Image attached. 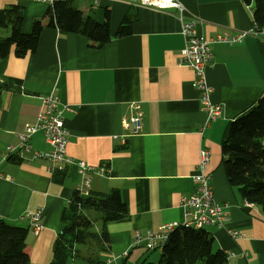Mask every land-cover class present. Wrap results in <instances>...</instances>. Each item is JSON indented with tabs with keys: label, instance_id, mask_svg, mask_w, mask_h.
<instances>
[{
	"label": "crops",
	"instance_id": "0c3cea01",
	"mask_svg": "<svg viewBox=\"0 0 264 264\" xmlns=\"http://www.w3.org/2000/svg\"><path fill=\"white\" fill-rule=\"evenodd\" d=\"M179 1L186 14L200 20L197 33L208 39L249 33L241 42L215 41L211 46L212 66L205 75L213 89L210 100L221 104L222 112L209 122L192 85L193 70L177 63L184 39L173 11L133 6L127 0H74L84 15L97 19L109 9L112 36L92 47L83 35L49 27L46 4L0 0V9L23 8L22 32H29L35 20L41 25L33 53L19 57L10 52L0 60V82L9 85L0 93V221L28 229L29 264L51 261L53 242L63 228L62 211L84 177L89 191L116 188L127 215L106 225L108 242L100 241V222L95 256L83 254L76 244L79 257L66 264H126L129 259L138 264L139 253L148 250L142 244L131 247L136 231L145 234L166 222L183 221L180 198L193 191L202 147L210 151L207 170L213 176L214 199L229 212L224 227L205 228L213 248L227 253L228 264H264V213L228 183L221 153L228 124L264 94V33L251 32L253 5L242 0ZM126 14L132 18L130 33L117 37ZM50 92L63 106L66 154L89 164L93 169L87 174L74 164L51 174L46 160L5 158L6 147L18 143L24 125L40 111L41 97ZM133 102L141 112L137 134L123 122L133 113ZM30 144L32 150L49 149L41 133ZM36 210L41 229L34 233L28 213ZM88 215L97 227L99 215ZM229 229L240 236L234 240Z\"/></svg>",
	"mask_w": 264,
	"mask_h": 264
},
{
	"label": "trees",
	"instance_id": "16d2710c",
	"mask_svg": "<svg viewBox=\"0 0 264 264\" xmlns=\"http://www.w3.org/2000/svg\"><path fill=\"white\" fill-rule=\"evenodd\" d=\"M253 5L254 29L258 35L264 33V0H242ZM23 8L0 9V60L13 52L23 57L33 53L38 44L41 25L35 20L30 31L24 33L21 26ZM47 25L63 32L77 33L89 39L92 47H101L111 38L110 12L105 8L102 18L84 15L74 0L57 1L45 12ZM132 18L124 15L115 36L130 33ZM9 85L0 82V93ZM222 164L228 183L237 189L247 202L258 206L264 213V94L257 101L231 121L221 142ZM99 215L100 241L108 242L106 225L126 218L127 210L119 191L107 193L90 191L72 193L61 214L63 228L52 245V259L49 264H66L79 257L76 244L89 241L87 230L92 226L89 212ZM28 229L0 221V264H29L25 251ZM97 243V242H96ZM93 263L92 258H85ZM95 263H100L99 261ZM138 264H155L142 260ZM157 264H228V255L220 248H213L212 235L205 228L180 225L168 234L167 241L160 248Z\"/></svg>",
	"mask_w": 264,
	"mask_h": 264
},
{
	"label": "built area",
	"instance_id": "2783aa9c",
	"mask_svg": "<svg viewBox=\"0 0 264 264\" xmlns=\"http://www.w3.org/2000/svg\"><path fill=\"white\" fill-rule=\"evenodd\" d=\"M46 4L52 7L57 1L68 0H32ZM133 6H146L161 10H171L174 12L180 23V34L184 39V47L180 50L177 63L193 70L195 79L192 85L199 92V102L201 108L207 114V121L216 118L222 112V106L219 103H213L210 100L212 87L206 79V68L212 66V44L215 41H222L228 44L241 42L249 33L237 31L231 35L227 33L218 36L215 40L208 39L197 33V25L200 20L194 16L186 14L184 5L179 0H127ZM255 27V26H253ZM258 35L253 28L251 31ZM134 110L124 124L129 125L131 134H137L141 129V112L138 102L131 103ZM63 106L60 104L58 96L50 92L41 97V109L32 122L26 123L22 132L18 135L16 145L6 147V157H15L30 162L33 159H43L47 161V170L51 174L63 172L68 164L77 166L81 174H87L92 171V167L82 160H73L66 154V145L68 142V132L63 122ZM41 133L45 142L49 146L48 150H32L30 138ZM28 154V155H26ZM210 158V151L206 147L199 149V159L197 163V173L192 176L193 191L180 198V206L183 209V218L185 225L191 226H215L224 227L229 220V212L225 205L218 203L213 196L212 180L213 176L207 170ZM1 175V173H0ZM6 177V176H5ZM9 177V176H8ZM89 178L84 179L78 184L76 189L80 194L87 195ZM30 225L34 233L41 229L40 210L28 213ZM177 225V222H166L161 225L157 231H147L145 234L134 233V239L131 247L140 244L146 250L156 249V243L167 233V228ZM229 235L236 240L240 233L237 230H227ZM127 255V252H124Z\"/></svg>",
	"mask_w": 264,
	"mask_h": 264
},
{
	"label": "rangeland",
	"instance_id": "374dc122",
	"mask_svg": "<svg viewBox=\"0 0 264 264\" xmlns=\"http://www.w3.org/2000/svg\"><path fill=\"white\" fill-rule=\"evenodd\" d=\"M0 35L5 36V33H1ZM97 225H98L97 227L91 226L86 232L87 236L89 237L88 244L85 243V244L77 245V247H79L80 250H82L83 254H87L90 256H95L97 254L96 252H97L98 245L96 244V240H97L96 239V237H97L96 228L100 227V221L99 220H98ZM91 235H93L94 237L90 238ZM86 251L88 253H86ZM140 254H141L142 258L139 260V262L144 260L146 262H152V263L157 264L158 259H159V254H160V248H156L154 250H148V251L144 250L142 253H139V256H140ZM77 262H79V261H77ZM126 264H134V261H132V259H129Z\"/></svg>",
	"mask_w": 264,
	"mask_h": 264
},
{
	"label": "bare ground",
	"instance_id": "6f19581e",
	"mask_svg": "<svg viewBox=\"0 0 264 264\" xmlns=\"http://www.w3.org/2000/svg\"><path fill=\"white\" fill-rule=\"evenodd\" d=\"M245 202L247 203L246 200H245ZM180 225H185V218H183L182 222H180V223L177 222V225H172L171 227L167 228L166 235H164V237L162 239H160L159 242L156 243V248H161L162 245L167 241L169 232L172 231L174 228L180 226ZM186 226H191V225H186ZM192 227L198 228V229L207 228V226H192Z\"/></svg>",
	"mask_w": 264,
	"mask_h": 264
}]
</instances>
